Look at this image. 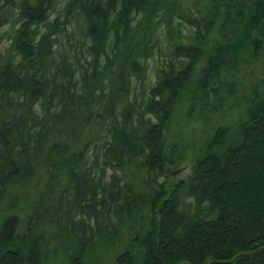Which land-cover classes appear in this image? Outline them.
Segmentation results:
<instances>
[{"label": "trees", "instance_id": "16d2710c", "mask_svg": "<svg viewBox=\"0 0 264 264\" xmlns=\"http://www.w3.org/2000/svg\"><path fill=\"white\" fill-rule=\"evenodd\" d=\"M263 45L264 0H0V203L36 196L3 219L0 264H41L52 240L85 264L134 220L116 264H264V88L188 180L165 177L176 119L206 131Z\"/></svg>", "mask_w": 264, "mask_h": 264}, {"label": "rangeland", "instance_id": "374dc122", "mask_svg": "<svg viewBox=\"0 0 264 264\" xmlns=\"http://www.w3.org/2000/svg\"><path fill=\"white\" fill-rule=\"evenodd\" d=\"M5 48H3L4 50ZM243 63L235 73L234 79L238 85L237 92L232 96L231 100L227 103L225 108L217 114L213 119L214 121L210 123L206 131H204V121L196 119L201 124L196 122L187 121L184 117L181 119H176L172 125L171 131L167 140V147L169 154L175 160H178V163L173 165H168L170 169V174L165 177H168L170 180V187L174 188L176 184H179L182 181L188 180L189 176L193 172V163L196 160L198 150L201 148L202 137L212 133L211 131L217 127L219 124H227L230 121H234V116L236 115L234 102L239 99V96L249 91V89L255 85H258L264 88V45L261 48L260 54L257 57H252L249 53H244ZM184 115V112L181 114ZM196 154V156H195ZM177 173H174L173 170H178ZM12 190L9 192V197H6V201L0 203V226L3 223V219L11 214L17 213L21 220H23L26 215L31 210L32 203L34 204L35 189L31 187L21 190L18 186H12ZM18 192L20 194V201L16 204V207L13 210H9L8 204L11 201V197L14 193ZM137 220H134L129 223V227L126 228L123 233L120 234V237L113 242L103 244L98 242L93 253H89L84 258L85 264H116L115 255L123 249L128 241H130V235L135 230V225ZM44 231V234L48 236L51 240L54 239L51 236V230L47 227L41 229ZM59 241V240H58ZM50 241L45 243L43 246L44 256L41 264H69L70 252L63 247V241L59 242ZM54 243H57V246L54 248Z\"/></svg>", "mask_w": 264, "mask_h": 264}, {"label": "water", "instance_id": "95a60500", "mask_svg": "<svg viewBox=\"0 0 264 264\" xmlns=\"http://www.w3.org/2000/svg\"><path fill=\"white\" fill-rule=\"evenodd\" d=\"M179 171L178 170H173L174 173H177ZM260 248H263V247H260ZM245 253H249L248 251H245V252H241V253H238L237 255L234 256L233 259H223V260H217V259H212L211 262L213 261H220V262H223V261H226V262H233L236 258H238L240 255H244ZM211 262H209L208 264H211ZM179 264H183V263H179Z\"/></svg>", "mask_w": 264, "mask_h": 264}]
</instances>
